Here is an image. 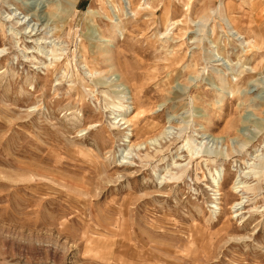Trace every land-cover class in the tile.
Returning <instances> with one entry per match:
<instances>
[{
  "label": "rangeland",
  "instance_id": "1",
  "mask_svg": "<svg viewBox=\"0 0 264 264\" xmlns=\"http://www.w3.org/2000/svg\"><path fill=\"white\" fill-rule=\"evenodd\" d=\"M0 264H264V0H0Z\"/></svg>",
  "mask_w": 264,
  "mask_h": 264
},
{
  "label": "bare ground",
  "instance_id": "2",
  "mask_svg": "<svg viewBox=\"0 0 264 264\" xmlns=\"http://www.w3.org/2000/svg\"><path fill=\"white\" fill-rule=\"evenodd\" d=\"M219 181V180H218ZM216 182V186H218L219 187V182ZM240 183V182H239ZM236 187V186H235ZM238 188V187H237ZM241 204H242V201H238V202H236V203H234V205H233V207L235 208V209H238V208H240L241 207Z\"/></svg>",
  "mask_w": 264,
  "mask_h": 264
}]
</instances>
